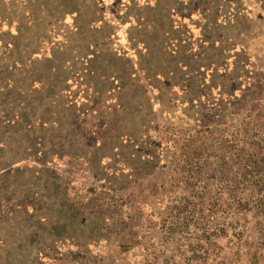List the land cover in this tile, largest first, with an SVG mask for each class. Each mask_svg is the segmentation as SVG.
Returning a JSON list of instances; mask_svg holds the SVG:
<instances>
[{"label":"rangeland","instance_id":"1","mask_svg":"<svg viewBox=\"0 0 264 264\" xmlns=\"http://www.w3.org/2000/svg\"><path fill=\"white\" fill-rule=\"evenodd\" d=\"M263 108L264 0H0V264H190ZM237 223L203 264H251Z\"/></svg>","mask_w":264,"mask_h":264},{"label":"trees","instance_id":"2","mask_svg":"<svg viewBox=\"0 0 264 264\" xmlns=\"http://www.w3.org/2000/svg\"><path fill=\"white\" fill-rule=\"evenodd\" d=\"M235 131L226 141L225 148L227 151L225 155L223 157L218 156V159L229 165V171L226 176L219 174L220 180L216 189V197L213 198L214 200L209 199L212 200L210 204H205L204 201L207 200L206 194L209 190L207 186H203L194 194V197L201 203H197L200 210L199 212L194 211L193 215L197 214L200 219L206 221L201 224L209 223V219H203V216H200L206 211L209 212L208 215L211 219L216 214L215 218L220 222L216 223L213 231L206 229L197 237L199 249L189 257L193 261L190 264L206 263L210 250L208 247L205 248V244L206 246L217 247L218 244L211 240V235L226 232L225 225H230L234 233L241 239L243 232L240 230L237 220H241L245 213L252 212L255 215L258 233H262L264 238V108L258 114L253 126L244 125L242 129L236 126ZM216 156L217 154H214L212 157L215 158ZM204 163L206 162H199L197 167L201 168ZM205 214L208 216L207 213ZM192 221L194 220L186 218L183 223L189 227ZM250 246L248 254L251 264H264V241L258 245L253 242ZM185 257L187 258V255ZM165 261L166 264H169L170 259L166 257Z\"/></svg>","mask_w":264,"mask_h":264}]
</instances>
